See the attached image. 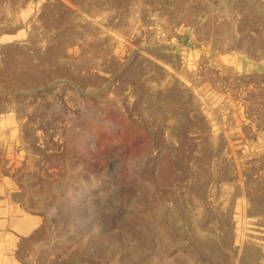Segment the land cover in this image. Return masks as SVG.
I'll return each mask as SVG.
<instances>
[{"label": "rangeland", "instance_id": "rangeland-1", "mask_svg": "<svg viewBox=\"0 0 264 264\" xmlns=\"http://www.w3.org/2000/svg\"><path fill=\"white\" fill-rule=\"evenodd\" d=\"M2 243L264 264V0H0Z\"/></svg>", "mask_w": 264, "mask_h": 264}, {"label": "bare ground", "instance_id": "bare-ground-1", "mask_svg": "<svg viewBox=\"0 0 264 264\" xmlns=\"http://www.w3.org/2000/svg\"><path fill=\"white\" fill-rule=\"evenodd\" d=\"M225 32V31H224ZM228 33V32H227ZM224 43V42H223ZM9 119V118H8ZM215 137V136H214ZM223 194V193H222ZM242 201V200H241ZM246 203V202H245ZM29 216V215H28ZM22 217V216H20V218H17L16 219V221H14V225H15V227H16V229H18V230H24L25 232H26V228H27V230H28V228L29 227H31V224H32V222H33V219H31V218H29V217ZM9 241V243H10V240H8ZM7 242V241H6ZM5 242V243H6ZM2 244H4V243H2ZM7 245L9 246V244L7 243ZM7 247V246H6ZM6 247H5V244H4V247H3V245H0V250L1 251H3V249L5 250L6 249ZM9 248V247H8ZM6 251V250H5ZM1 253V252H0ZM0 256H2V255H0ZM5 259H7L6 257H4V256H2L1 258H0V264H8L7 262H8V260H10L9 258H8V260H5ZM246 262H249V257L247 256L246 257ZM9 263H11L12 264V262H9Z\"/></svg>", "mask_w": 264, "mask_h": 264}]
</instances>
